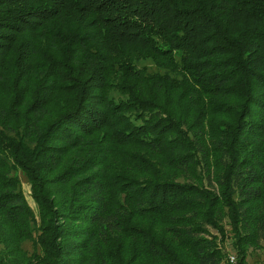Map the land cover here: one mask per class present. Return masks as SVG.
Masks as SVG:
<instances>
[{
  "label": "trees",
  "instance_id": "1",
  "mask_svg": "<svg viewBox=\"0 0 264 264\" xmlns=\"http://www.w3.org/2000/svg\"><path fill=\"white\" fill-rule=\"evenodd\" d=\"M226 239L264 243V0H0V264Z\"/></svg>",
  "mask_w": 264,
  "mask_h": 264
},
{
  "label": "rangeland",
  "instance_id": "2",
  "mask_svg": "<svg viewBox=\"0 0 264 264\" xmlns=\"http://www.w3.org/2000/svg\"><path fill=\"white\" fill-rule=\"evenodd\" d=\"M20 177H21V184H22V189L24 191L25 197L29 203L30 206L35 207L33 201L31 200L30 196H29V185L26 182V179H24L23 175L20 173ZM27 245L28 250L31 249L29 244H25V246ZM222 247L224 248L225 251H227V253L231 252L229 250H231V245H230V240L226 239L224 241V243L222 244ZM231 254V253H229ZM228 254V255H229ZM247 261L249 262V264H264V243H260L259 247L256 249H249V253L247 256ZM222 264H226L225 262H223Z\"/></svg>",
  "mask_w": 264,
  "mask_h": 264
},
{
  "label": "built area",
  "instance_id": "3",
  "mask_svg": "<svg viewBox=\"0 0 264 264\" xmlns=\"http://www.w3.org/2000/svg\"><path fill=\"white\" fill-rule=\"evenodd\" d=\"M229 264H238L237 259L234 255L229 254Z\"/></svg>",
  "mask_w": 264,
  "mask_h": 264
},
{
  "label": "bare ground",
  "instance_id": "4",
  "mask_svg": "<svg viewBox=\"0 0 264 264\" xmlns=\"http://www.w3.org/2000/svg\"><path fill=\"white\" fill-rule=\"evenodd\" d=\"M227 257H228V263H229V255Z\"/></svg>",
  "mask_w": 264,
  "mask_h": 264
}]
</instances>
